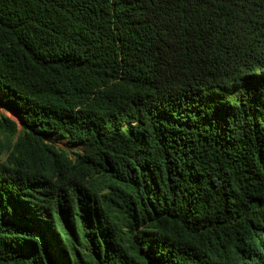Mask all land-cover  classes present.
<instances>
[{"label":"trees","instance_id":"trees-1","mask_svg":"<svg viewBox=\"0 0 264 264\" xmlns=\"http://www.w3.org/2000/svg\"><path fill=\"white\" fill-rule=\"evenodd\" d=\"M0 107V264H264V0H0Z\"/></svg>","mask_w":264,"mask_h":264},{"label":"rangeland","instance_id":"rangeland-1","mask_svg":"<svg viewBox=\"0 0 264 264\" xmlns=\"http://www.w3.org/2000/svg\"><path fill=\"white\" fill-rule=\"evenodd\" d=\"M0 117H6L15 125V134L12 137H8L3 133L0 134V160L4 161L7 159V156L9 155V152L11 151L8 148H5V145L9 141L11 143L10 147H14V145L18 142V139L22 135L23 132V124L20 120V118L10 110L4 109L0 107ZM47 141L54 145L57 149L65 151L66 156L69 159L74 158V154L79 152V147L70 145L67 143V139L65 137H59L56 135L47 137Z\"/></svg>","mask_w":264,"mask_h":264}]
</instances>
